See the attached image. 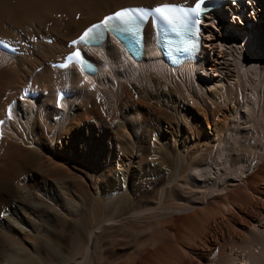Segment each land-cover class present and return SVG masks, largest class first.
<instances>
[{"label": "bare ground", "instance_id": "bare-ground-1", "mask_svg": "<svg viewBox=\"0 0 264 264\" xmlns=\"http://www.w3.org/2000/svg\"><path fill=\"white\" fill-rule=\"evenodd\" d=\"M194 1L0 0V39L24 51L0 53V264H264V0L206 19L201 59L184 69L152 50L134 60L114 39L86 49L95 76L61 68L69 41L105 15ZM62 91L70 99L58 102ZM80 165L97 196L58 228L45 191L32 205L17 179L72 197L88 181ZM27 209L50 225L19 244L3 229L20 232L11 214Z\"/></svg>", "mask_w": 264, "mask_h": 264}, {"label": "rangeland", "instance_id": "rangeland-1", "mask_svg": "<svg viewBox=\"0 0 264 264\" xmlns=\"http://www.w3.org/2000/svg\"><path fill=\"white\" fill-rule=\"evenodd\" d=\"M252 12V11H251ZM254 11H253V13H251V18H252V20H254V18H253V16H254ZM262 17V14H259L258 15V19L259 18H261ZM49 42H51V39L49 40ZM195 112H196V110H195ZM120 126V124H118V126L117 127H119ZM101 130V131H100ZM99 131H100V135L101 136H103L105 133H104V131H103V129H100ZM115 130V129H114ZM113 130V132H115ZM124 130H125V133H126V135L129 133V130L130 129H128L127 130V128L125 129L124 128ZM152 131H153V133L154 132H156L157 133V131H155V128L154 129H151ZM96 131H98V130H96ZM98 131V132H99ZM97 133V132H96ZM219 134V132H218V130L214 127V126H211V125H206V128H205V135H206V137L208 138V140H213V139H216L217 138V136H218V134ZM153 138H155V136L153 137V136H151V141L153 140ZM156 138H158V136L156 137ZM157 140H159V138L157 139ZM124 154V153H123ZM123 154H121V156H124ZM142 155H146L145 154V152H142ZM83 156V155H82ZM47 157H50V156H47ZM47 157L45 156H43V158H45V159H47ZM78 158V157H77ZM45 159H43L44 161H41L42 163H47L48 162V160H45ZM44 165H46V164H43V166ZM80 168V170L83 172V175H85V177L88 179V181H84V183H85V188L87 189H85L84 187V189L82 190V187L81 188H79V195L77 194L78 193V191H77V193H75V191H74V197L72 196H67V197H64L62 194H61V196H59L58 194L56 195V193H55V191H49V187L50 186H46V188H44L43 186H40V184L38 185V187H37V184H36V182H35V180H33V178H31V177H29V176H27V177H24V176H22V177H19L18 179H17V181L18 180H20L21 178V180H20V182L18 183L19 185H18V187H21V188H18V189H22L23 191H22V194L23 195H25L26 196V198H28L27 200H28V202L30 203V202H32V203H30V204H32V205H34V204H36V203H38V201H37V199H35V198H33L34 196H35V192H39L40 190H44L45 191V193L43 194V192H41L44 196L42 197L43 199L42 200H44V202L45 203H51V205L53 206V208H54V212L55 211H57V212H55V213H57L56 215V218H55V220H53L52 221V225H57V227L59 228L60 226L58 225V218L59 219H63V217L64 218H68V219H74V218H76V213H78V212H80L81 211V207H82V203L84 204L85 202H86V200L87 199H89V197H90V195H92L93 194V192H92V189H91V185L93 184V183H95V182H97V176H96V173L94 172V170L93 169H86V168H84L83 167V165L81 166H79ZM13 169V168H12ZM116 169V171H117V173H119L120 171L122 172L123 171V167H122V169H121V167L119 168V167H116L115 168ZM12 172H11V176L13 175V176H15V175H17V170L16 169H13V170H11ZM16 171V172H15ZM95 173V174H94ZM45 174V175H44ZM44 174H42L41 175V177H42V179L45 181V180H47L48 181V179L49 180H51V178L53 177V174L51 173L50 174V172H46V173H44ZM51 177H50V176ZM49 176V177H48ZM48 178V179H47ZM16 180V179H15ZM14 180V183H13V187L15 188V183L17 182V181H15ZM92 182V183H91ZM25 183V184H24ZM86 183H89V185H90V187H89V185L87 184L86 185ZM36 184V185H35ZM17 185V184H16ZM17 188V187H16ZM16 188H15V190H16ZM26 188V189H25ZM91 190H90V189ZM35 190V191H34ZM86 190V193H88V194H86L84 191ZM81 191H83L84 193H82ZM88 191V192H87ZM23 192H25V194L23 193ZM90 192V193H89ZM80 193H82V194H80ZM13 194H15V191L13 192ZM47 194V195H46ZM76 195H78V196H76ZM86 195V196H85ZM93 195H95V196H97V192H95ZM28 196V197H27ZM82 198H81V197ZM32 197V199L34 200V202H33V200L32 199H30ZM84 197V198H83ZM45 198V199H44ZM72 198V199H71ZM86 198V199H85ZM32 200V201H30V200ZM72 201H71V200ZM74 199V200H73ZM85 199V200H84ZM36 201V202H35ZM54 204H53V203ZM78 202H80L79 203V205H78ZM10 205H12V204H10ZM10 205L9 206H7V208L9 207V208H11L10 207ZM50 205V204H49ZM34 206H32L30 209H31V211H32V208H33ZM35 208V207H34ZM33 208V209H34ZM11 210V209H10ZM9 211V210H8ZM31 211L29 210V209H27L26 211H21L20 213H18V216H17V214L15 215V214H11V220H12V222H13V220H14V222L13 223H15L16 225H20L21 226V228H20V226H19V228L21 229V231L19 232V230H16V231H12L11 229H9L8 227H5L3 230L8 234V235H10L11 236V239H13V240H15V242H18L19 244L21 243V244H28V242L27 241H30V240H28V238H30L31 240H32V238L34 239L35 237H38V236H40V235H38V234H40V233H42L41 235L43 236V233L45 234V229L44 230H41V231H39L38 232V229H39V227H41V226H47V225H50V223H48L47 222V220L46 221H44V219H42L41 217H40V215H38V214H33V213H31ZM69 212H71V214H69ZM72 212H74V213H72ZM27 215V216H26ZM72 215H73V217H72ZM6 216L7 217H9L10 216V214L9 213H7L6 214ZM72 217V218H71ZM23 218L25 219V220H23ZM35 224L36 225H38V226H36L35 227ZM24 228V229H23ZM34 228V229H33ZM70 228V227H69ZM36 229V230H35ZM115 230H118V229H115ZM35 231V232H34ZM119 231V230H118ZM4 232V234H6ZM17 232V233H16ZM33 233V234H32ZM37 235H36V234ZM113 237H115L114 235H117L118 233L120 234H118L119 235V237H121V238H119L118 236H117V238L115 237V238H113L114 240H116L117 242L116 243H121L120 245H122V243L123 244H125L126 242H128L127 243V245H132L133 243L135 244L136 242H134L135 240L133 239V241H132V239L130 238V237H125L126 239H123L122 237L123 236H121L122 235V233L121 232H114L113 231ZM0 234H2V232L0 231ZM35 234V235H34ZM34 235V236H33ZM1 236V235H0ZM31 236V237H30ZM128 238H130V240L128 239ZM119 240H121V241H119ZM125 240V241H124ZM123 241V242H122ZM130 241H132V242H130ZM132 243V244H131ZM4 258V256H2L1 258H0V260L1 259H3ZM5 259V258H4ZM108 264H110V263H108Z\"/></svg>", "mask_w": 264, "mask_h": 264}, {"label": "snow or ice", "instance_id": "snow-or-ice-1", "mask_svg": "<svg viewBox=\"0 0 264 264\" xmlns=\"http://www.w3.org/2000/svg\"><path fill=\"white\" fill-rule=\"evenodd\" d=\"M200 2H202V0H200ZM200 2L196 3V6L193 8L188 9L187 11L192 12V13H196L199 14L200 12ZM171 10L170 7L168 5H165L163 7H157L154 9L155 12L157 13H165L166 11ZM140 10L139 9H130V8H124L121 10L116 11L114 14H110L106 17L103 18V20L95 25H92L91 27H89L88 29H86L84 31V33L79 37L78 40H74L72 43L73 44H77L79 42H85L89 39H99L101 37V33L98 31L102 26L103 27H108L111 21L114 20H118L123 24L126 25H131L133 24L137 17L133 14L138 13ZM122 30H127V31H132L133 29L131 27L127 28V29H122ZM95 31V35L93 34ZM81 56V53L79 50H76L75 52L71 53L68 56V59L70 61L72 60H77L79 59Z\"/></svg>", "mask_w": 264, "mask_h": 264}]
</instances>
